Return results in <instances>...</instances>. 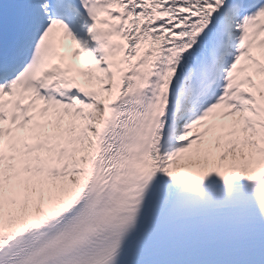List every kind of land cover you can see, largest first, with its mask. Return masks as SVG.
<instances>
[{
	"label": "snow or ice",
	"instance_id": "obj_1",
	"mask_svg": "<svg viewBox=\"0 0 264 264\" xmlns=\"http://www.w3.org/2000/svg\"><path fill=\"white\" fill-rule=\"evenodd\" d=\"M0 264H264V0H0Z\"/></svg>",
	"mask_w": 264,
	"mask_h": 264
}]
</instances>
